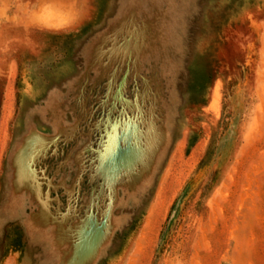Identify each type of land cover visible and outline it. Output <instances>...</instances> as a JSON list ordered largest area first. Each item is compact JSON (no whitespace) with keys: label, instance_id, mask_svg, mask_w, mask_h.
<instances>
[{"label":"rangeland","instance_id":"rangeland-1","mask_svg":"<svg viewBox=\"0 0 264 264\" xmlns=\"http://www.w3.org/2000/svg\"><path fill=\"white\" fill-rule=\"evenodd\" d=\"M0 264H264V0H0Z\"/></svg>","mask_w":264,"mask_h":264},{"label":"crops","instance_id":"crops-1","mask_svg":"<svg viewBox=\"0 0 264 264\" xmlns=\"http://www.w3.org/2000/svg\"><path fill=\"white\" fill-rule=\"evenodd\" d=\"M8 104L10 105V103H8ZM31 138H32V134H30L25 139L21 149L16 154L15 160L20 158V156L22 155L21 154L22 152L26 151L27 144H28L27 142ZM31 163H32L31 167L33 168L34 161ZM19 169H20V167H19ZM19 169L16 171L19 172ZM31 187H32V183H29V181L27 182V180H25L24 177H21L20 175L18 176V174L15 176L14 182H13V192H16L17 201H15L16 199L13 200V214H15V213L20 214L21 213L20 211L25 209L24 207L26 206V203H30V202L35 203V200L33 198H31ZM92 243H90L89 241L85 242L84 249H85L86 255H87V251H88L89 247L94 248V245H92Z\"/></svg>","mask_w":264,"mask_h":264},{"label":"water","instance_id":"water-1","mask_svg":"<svg viewBox=\"0 0 264 264\" xmlns=\"http://www.w3.org/2000/svg\"><path fill=\"white\" fill-rule=\"evenodd\" d=\"M30 134H32V138L35 136V135H41L40 133H38V132H31V133H29L24 139H23V141H22V143H21V145L19 146V148L15 151V153H14V155H13V157H12V167H13V170H14V178H15V176L18 174V176H19V174H21L20 173V169L22 168L21 167V165H22V163L24 162V160H26V158H24L23 159V157H24V154H28L29 152H30V149H31V143H32V138L27 142L28 144H27V148H26V151L25 152H22L21 154V156H20V158L19 159H17V160H15V158H16V154L19 152V150L21 149V147H22V145H23V142L25 141V139L30 135ZM41 137L42 138H44V135L42 136L41 135ZM34 161V163H35V160L34 159H32V162ZM22 162V163H21ZM33 163V164H34ZM19 167H20V169H19ZM33 167H34V165H33ZM19 169V172H17L16 170H18ZM21 177H23L22 175H20ZM14 178H13V182H14ZM25 178V177H24ZM15 201H17V198H16V200ZM12 212H13V207H12ZM30 225V224H29Z\"/></svg>","mask_w":264,"mask_h":264},{"label":"bare ground","instance_id":"bare-ground-1","mask_svg":"<svg viewBox=\"0 0 264 264\" xmlns=\"http://www.w3.org/2000/svg\"><path fill=\"white\" fill-rule=\"evenodd\" d=\"M8 98H10V93H8ZM8 100H9V99H8ZM7 105H8V103H7ZM7 108H8V106H7ZM8 117H9V116H8ZM8 117H7V118H8ZM4 126H5V124H4Z\"/></svg>","mask_w":264,"mask_h":264},{"label":"snow or ice","instance_id":"snow-or-ice-1","mask_svg":"<svg viewBox=\"0 0 264 264\" xmlns=\"http://www.w3.org/2000/svg\"><path fill=\"white\" fill-rule=\"evenodd\" d=\"M109 151H110V149H109Z\"/></svg>","mask_w":264,"mask_h":264},{"label":"clouds","instance_id":"clouds-1","mask_svg":"<svg viewBox=\"0 0 264 264\" xmlns=\"http://www.w3.org/2000/svg\"><path fill=\"white\" fill-rule=\"evenodd\" d=\"M70 23V22H69Z\"/></svg>","mask_w":264,"mask_h":264}]
</instances>
